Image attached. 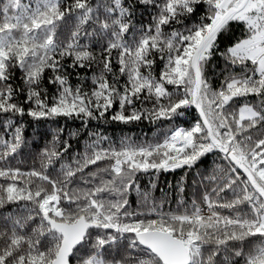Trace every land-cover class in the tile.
I'll return each mask as SVG.
<instances>
[{"label": "snow or ice", "instance_id": "6c2138e0", "mask_svg": "<svg viewBox=\"0 0 264 264\" xmlns=\"http://www.w3.org/2000/svg\"><path fill=\"white\" fill-rule=\"evenodd\" d=\"M191 107L194 123L162 140L102 147L90 133L67 163L79 130L46 128L30 145L23 122L172 121ZM31 148L39 167L14 163ZM209 156L227 164L209 171ZM184 168L204 189L190 206L165 212L142 192L146 211L129 209L138 173ZM74 260L264 264V0H0V264Z\"/></svg>", "mask_w": 264, "mask_h": 264}, {"label": "trees", "instance_id": "16d2710c", "mask_svg": "<svg viewBox=\"0 0 264 264\" xmlns=\"http://www.w3.org/2000/svg\"><path fill=\"white\" fill-rule=\"evenodd\" d=\"M206 5L204 8L206 9ZM143 22L146 24L148 22L147 14L141 18ZM241 27L238 25H233V33L232 40L235 42L236 38L241 36ZM228 33L225 34L227 37ZM228 40H224V44H227ZM98 50V49H97ZM220 51H223V46H221ZM162 67V64L159 60H157V64L155 65L156 72ZM225 67V63L222 57L217 55L212 60V67L209 70V76L213 80V85L218 86L217 82L222 80V76L220 75L221 69ZM230 71H235L237 74L241 71V66L236 65L232 66ZM83 74V70H79ZM214 73V75H213ZM87 79L83 80V84L85 86V90L91 87V73L87 74ZM71 82L76 84L78 82L77 77L72 75L70 77ZM19 84L20 82L17 81ZM169 90H172L171 86H169ZM247 102V101H241ZM139 107V102L137 104ZM146 107H151L150 103L145 105ZM117 109L110 110L107 114L110 117L114 111ZM185 115L180 117L179 119H174L172 121H156L152 122L148 119H142L141 121H134L128 124L122 122L111 121L108 118L91 120L87 123L85 127L84 123L80 119H72V118H57L55 122L52 121H40L35 122L32 121L30 117L25 116L23 118V122L25 123L27 129V136L29 139V144L31 145V140L37 139L35 133L39 131L43 133L45 129L55 130L58 126L65 127L67 131L74 132L79 130L81 133L80 136L72 137L70 139L71 149L68 152V155L64 157L63 163H67L71 158L77 157L80 153H82L88 144L91 142L93 137H90V133H98L106 136L108 139L102 143V147H116L119 148L121 146L122 141L127 139L129 143L132 144H152L157 142V140H162V133L169 132L173 127H190L192 123H194L195 118L198 116L197 111L194 107L185 109ZM64 139H69L67 135L64 136ZM47 143V139L41 141V146ZM38 148H31V155H29V150L26 149L22 155H18L15 164L20 165L23 169H28L33 166L39 167V160L36 158V154L38 152ZM209 171H211L215 162V164L226 165V161H221L217 159L215 156H209ZM95 167H90L86 170L95 171ZM59 171V165L57 164L52 172L53 175ZM198 171H203V166L201 165ZM200 180V177L196 174L195 170H189L187 168L184 169H176L169 171H160L156 172L155 170H150L148 173H138L137 174V184L139 186V191L133 188L129 193V209L136 211H146L145 208L140 207V199L141 193L147 192L150 194L151 200H154L157 204H163L162 210L165 212L176 211L177 209L183 210L180 201L182 199L190 201L191 199H198L201 192H203V186H197V182ZM183 186L185 188V192L181 193L179 191L180 187ZM144 218V217H141ZM149 218H155V216H150ZM136 252L133 251L132 255H135ZM73 264H76L75 260Z\"/></svg>", "mask_w": 264, "mask_h": 264}, {"label": "water", "instance_id": "95a60500", "mask_svg": "<svg viewBox=\"0 0 264 264\" xmlns=\"http://www.w3.org/2000/svg\"><path fill=\"white\" fill-rule=\"evenodd\" d=\"M198 113V112H197Z\"/></svg>", "mask_w": 264, "mask_h": 264}]
</instances>
